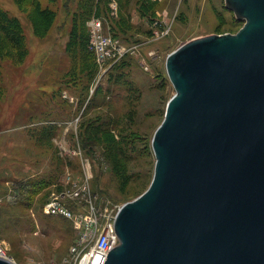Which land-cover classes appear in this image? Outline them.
<instances>
[{
  "label": "rangeland",
  "instance_id": "374dc122",
  "mask_svg": "<svg viewBox=\"0 0 264 264\" xmlns=\"http://www.w3.org/2000/svg\"><path fill=\"white\" fill-rule=\"evenodd\" d=\"M225 2L0 0V220L12 262L69 257L74 222L42 207L58 196L87 209L70 196L74 184H89L102 216L149 187L152 139L175 94L167 57L192 39L237 33L245 21ZM93 17L129 50L120 61L100 66L87 53Z\"/></svg>",
  "mask_w": 264,
  "mask_h": 264
},
{
  "label": "water",
  "instance_id": "95a60500",
  "mask_svg": "<svg viewBox=\"0 0 264 264\" xmlns=\"http://www.w3.org/2000/svg\"><path fill=\"white\" fill-rule=\"evenodd\" d=\"M225 1L237 33L167 57L154 176L119 208L104 264H264V0Z\"/></svg>",
  "mask_w": 264,
  "mask_h": 264
},
{
  "label": "built area",
  "instance_id": "2783aa9c",
  "mask_svg": "<svg viewBox=\"0 0 264 264\" xmlns=\"http://www.w3.org/2000/svg\"><path fill=\"white\" fill-rule=\"evenodd\" d=\"M88 24L89 49L100 66H104L106 63L112 65L129 53V50L121 46L117 39L102 32L100 19L93 17ZM89 195L90 186L87 182L81 183V185L74 184L70 196L85 199L87 202V209L80 211V213L72 209L58 196H54L43 204L42 209L45 214L69 219L74 222L77 229V237L71 247V254L64 259L62 264H104L109 251L119 244V236L115 229L117 213L112 215L109 212L102 216L93 200L88 199ZM0 257L10 260L8 246L1 233V220Z\"/></svg>",
  "mask_w": 264,
  "mask_h": 264
},
{
  "label": "trees",
  "instance_id": "16d2710c",
  "mask_svg": "<svg viewBox=\"0 0 264 264\" xmlns=\"http://www.w3.org/2000/svg\"><path fill=\"white\" fill-rule=\"evenodd\" d=\"M88 38H89V35H88ZM88 49V47L86 46V50ZM88 51V50H87ZM88 54H91V55H94V54H92L91 52H87ZM93 57H95V56H93ZM95 60H96V58H95Z\"/></svg>",
  "mask_w": 264,
  "mask_h": 264
}]
</instances>
